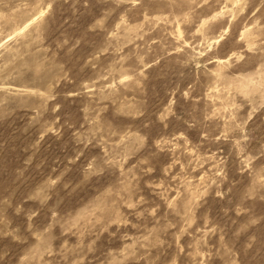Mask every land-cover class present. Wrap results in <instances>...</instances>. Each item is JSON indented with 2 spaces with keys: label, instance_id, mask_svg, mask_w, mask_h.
I'll return each instance as SVG.
<instances>
[{
  "label": "rangeland",
  "instance_id": "1",
  "mask_svg": "<svg viewBox=\"0 0 264 264\" xmlns=\"http://www.w3.org/2000/svg\"><path fill=\"white\" fill-rule=\"evenodd\" d=\"M0 264H264V0H0Z\"/></svg>",
  "mask_w": 264,
  "mask_h": 264
},
{
  "label": "bare ground",
  "instance_id": "2",
  "mask_svg": "<svg viewBox=\"0 0 264 264\" xmlns=\"http://www.w3.org/2000/svg\"><path fill=\"white\" fill-rule=\"evenodd\" d=\"M28 26V24L26 25V27Z\"/></svg>",
  "mask_w": 264,
  "mask_h": 264
}]
</instances>
